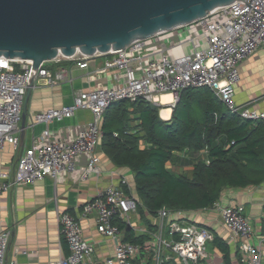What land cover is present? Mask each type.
I'll return each mask as SVG.
<instances>
[{
    "label": "built area",
    "instance_id": "built-area-1",
    "mask_svg": "<svg viewBox=\"0 0 264 264\" xmlns=\"http://www.w3.org/2000/svg\"><path fill=\"white\" fill-rule=\"evenodd\" d=\"M262 45L264 0H234L181 26L137 38L123 50L110 51L105 54L103 65L87 76L95 80L109 72V85L96 83L74 90L70 104L35 112L32 124L47 126L71 117L78 109L90 111L91 119L57 131L46 127L33 137L12 171H0V194L15 185L31 184L45 177L54 181L67 177L81 181L100 176L97 145L102 137V116L106 107L118 100L133 102L142 98L161 109L166 105L160 103L163 93L171 94L172 103L186 88L207 87L230 112L252 123H264V110L234 100V87L240 79L239 64ZM91 57L94 56L75 52L68 57L57 55L50 61L68 60L78 68H85ZM14 62L19 70H15ZM46 62L37 66L34 80H42L46 85L70 81L66 68L50 70ZM31 72L30 60L0 56V149L5 143L14 149L19 145L21 110ZM213 206L230 237L238 239L242 264H264V247L256 248L249 241L252 227L243 214V206L217 203ZM136 209L137 199L131 186L121 177L119 184L99 188L82 205L81 215L94 213L97 231L116 238L120 232L116 220L135 228L130 214ZM188 211L160 207L155 214L154 230L143 228L146 238L141 242L117 240L113 253L105 257L103 264H208L206 243L213 239V234L207 227L188 221L185 216ZM57 221L69 250L57 263L96 264L94 245L83 236L78 220L61 210L57 212ZM10 234L7 228L0 230V264H4Z\"/></svg>",
    "mask_w": 264,
    "mask_h": 264
},
{
    "label": "crops",
    "instance_id": "crops-1",
    "mask_svg": "<svg viewBox=\"0 0 264 264\" xmlns=\"http://www.w3.org/2000/svg\"><path fill=\"white\" fill-rule=\"evenodd\" d=\"M106 57L105 55L91 57L85 68H78L68 60L46 62L50 70L66 68L71 79L55 85H46L39 79L34 80L26 104L24 127L20 126L21 120L19 123V145L14 149L9 143H5L0 149V171H12L18 156L29 147L32 138L39 135L44 128L57 131L60 127L82 125L91 119L90 111L78 109L71 117L52 122L47 126L44 123L32 124L35 112L70 104L74 90L96 83L109 85L111 82L109 72L101 74L95 80L87 78L96 68L103 65ZM238 70L240 79L234 87V100L240 105H250L255 109L264 110V45L245 58L239 64ZM164 104L170 107L167 103ZM160 111L158 114L162 120L170 119L171 112L169 116L163 117ZM97 151L100 155L99 166L102 171L98 177L93 176L81 181L69 177L63 181H54L45 177L31 184L15 185L10 191L0 194V230L7 228L11 232L4 264H58L57 261L69 252L57 221V212L61 210L70 212L78 220L83 236L93 243V258L96 264H103L105 257L113 253L116 241L125 239L127 234L143 238L146 236L143 234V228L154 230L155 215H148L143 219L135 211L130 214L135 228L116 220L120 227L119 235L116 238L105 237L96 229L94 213L86 217L81 215L82 205L90 200L99 188L110 183L119 184L120 178L125 177L132 189L133 175L130 170L127 167L115 166L102 151L100 142ZM174 154L182 157L181 152L175 151ZM204 154V149L199 151L200 158H203ZM176 164L183 171H189L193 167L191 163L182 166ZM166 165L170 166L171 163L167 162ZM215 203L220 206L241 204L243 214L252 227L250 243L256 248L264 247L262 242L264 240V176L256 184L225 188ZM185 216L188 221L207 227L212 232L213 239L218 238L227 245L229 264H242L238 239L230 237L228 230L220 221L216 207L212 205L190 210ZM213 239L208 243L211 248L208 252V264H225L222 252ZM262 251L264 253V249Z\"/></svg>",
    "mask_w": 264,
    "mask_h": 264
},
{
    "label": "trees",
    "instance_id": "trees-1",
    "mask_svg": "<svg viewBox=\"0 0 264 264\" xmlns=\"http://www.w3.org/2000/svg\"><path fill=\"white\" fill-rule=\"evenodd\" d=\"M122 101L111 103L103 112L100 147L115 166L132 173L141 218L154 216L162 206L172 210L211 207L225 188L262 180L264 123L230 112L209 88L182 90L168 120L159 117L160 107L152 102L139 98L125 105ZM202 149L205 154L200 158ZM176 163L193 167L183 171ZM145 237L127 234L124 240L141 242ZM213 240L229 264L227 245Z\"/></svg>",
    "mask_w": 264,
    "mask_h": 264
},
{
    "label": "water",
    "instance_id": "water-1",
    "mask_svg": "<svg viewBox=\"0 0 264 264\" xmlns=\"http://www.w3.org/2000/svg\"><path fill=\"white\" fill-rule=\"evenodd\" d=\"M232 1L0 0V56L31 61L20 126L41 62L75 52L97 56L123 50L137 38L181 26Z\"/></svg>",
    "mask_w": 264,
    "mask_h": 264
},
{
    "label": "bare ground",
    "instance_id": "bare-ground-1",
    "mask_svg": "<svg viewBox=\"0 0 264 264\" xmlns=\"http://www.w3.org/2000/svg\"><path fill=\"white\" fill-rule=\"evenodd\" d=\"M171 94L170 93H163L162 94V99H160V103H171ZM165 106V105H164ZM170 112H171V109H170V107L169 106H165V107H163L162 109H161V115L163 116V117H167V116H169V114H170Z\"/></svg>",
    "mask_w": 264,
    "mask_h": 264
},
{
    "label": "rangeland",
    "instance_id": "rangeland-1",
    "mask_svg": "<svg viewBox=\"0 0 264 264\" xmlns=\"http://www.w3.org/2000/svg\"><path fill=\"white\" fill-rule=\"evenodd\" d=\"M122 102H125V105L129 103L128 100H123ZM171 104L173 105V104H175V102H172ZM172 105H170V107H172ZM160 112H161V111H160ZM125 187H126V186H125ZM208 243H209V242L206 243V251H207V252H209V251L211 250V248H210V246H209Z\"/></svg>",
    "mask_w": 264,
    "mask_h": 264
}]
</instances>
